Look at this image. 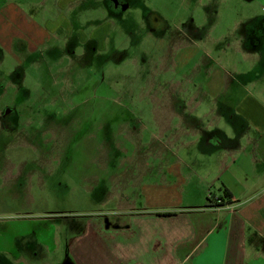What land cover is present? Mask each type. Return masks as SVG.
Listing matches in <instances>:
<instances>
[{
  "label": "rangeland",
  "instance_id": "obj_1",
  "mask_svg": "<svg viewBox=\"0 0 264 264\" xmlns=\"http://www.w3.org/2000/svg\"><path fill=\"white\" fill-rule=\"evenodd\" d=\"M106 1L74 0L63 10L74 32L89 40L100 32L103 40L100 46L90 42L83 56L75 47L71 58L58 29L38 33L45 0H0V117L8 107L19 114L14 134L0 124V264L18 247L29 260L41 255L36 263H69L52 245L65 239L67 224L113 217L129 222L110 197L116 192L123 194L122 201L116 199L123 207L141 209L145 192L158 187L165 194L160 202L182 209L216 201L225 183L235 193L252 185L239 171L206 176L217 163L208 156L197 159L199 145L187 147L195 139L190 133L174 142L165 135L172 148L164 164L146 144L151 134H161L152 112L189 113L200 105L197 115H207L201 125L230 138L232 127L242 126L232 111L245 97L255 96L264 107V34L256 45L237 46L241 35L263 31L264 0H125L129 9L117 13ZM46 10L47 17L55 16L50 3ZM150 22L175 33L203 24L206 44L196 38L197 48L186 42L179 49L156 35L163 27L151 34ZM44 38L49 42L39 55L25 62L20 46L32 51ZM52 45L60 51H42ZM173 94L177 99L171 101ZM193 153L197 157L189 165L178 162ZM173 173L184 181L177 183ZM155 201L148 199L150 205ZM199 216L191 212L185 218L189 223Z\"/></svg>",
  "mask_w": 264,
  "mask_h": 264
},
{
  "label": "crops",
  "instance_id": "obj_2",
  "mask_svg": "<svg viewBox=\"0 0 264 264\" xmlns=\"http://www.w3.org/2000/svg\"><path fill=\"white\" fill-rule=\"evenodd\" d=\"M72 2L74 0H45L42 6L44 27L38 33L70 28L63 10ZM48 3L55 11L53 18L46 15ZM195 27L202 31L203 24ZM242 37L244 36L241 35ZM47 42L49 39L44 38L34 45L36 47L32 51L28 45L25 53H35ZM237 46H243L242 40H238ZM252 96L245 97L238 108L232 111V117L241 118L237 123L242 122V126L232 127L234 134L231 133L230 138L223 137L218 130H215L218 134L216 138H208L212 131L201 125L202 116L206 118L207 115L199 117L196 107L189 113L184 112L187 108H168L152 112L161 134H151V143L146 142L147 149L158 150L151 154L156 156V160L161 158L164 164V158L172 148L169 142L164 141L165 135L168 134L167 139L174 142L179 140L180 135L190 133L195 139L188 143L187 147L199 145L197 159L208 156L209 160H215L217 163V170H209L206 176L220 174L219 171L230 174L239 171L236 173L245 178L242 181L252 182L250 189L235 193L225 183L223 196L216 198V201L211 204L196 203L182 209L171 208L167 206L166 201L160 202L165 198V194L163 191L160 193L158 187L148 189L145 196L141 195L147 201V205L141 209L134 206L123 207L122 203L116 200L122 201L123 194L121 191L116 192L110 197L118 203L120 210L128 213L129 222L121 221L120 218L115 220L113 217L111 220L101 218L95 222L67 224L64 227L65 239L52 242L55 251L61 253L62 257H65L66 253L65 258L70 261L67 264H264V107L258 98ZM192 100L196 102L195 97ZM211 114L209 112V116ZM175 120L177 122L174 126L177 127L171 134ZM170 134L172 136L169 138ZM195 155L193 153L192 157L182 161L178 159V162L187 166L192 159H196ZM176 156L172 154V157ZM166 164L170 167L168 162ZM245 171L251 177L247 176ZM174 175H178L177 183L184 181L182 175ZM226 189L232 194L231 199L225 198ZM148 199L156 200L155 204L150 205ZM191 212L200 216L194 222L188 223L185 217H189ZM110 214L104 213L103 216ZM8 253L4 263L7 261V264H40L32 260L40 259L41 255L35 254L32 260H29L24 257L23 248L18 247L16 252ZM54 264L61 263L57 260Z\"/></svg>",
  "mask_w": 264,
  "mask_h": 264
},
{
  "label": "flooded vegetation",
  "instance_id": "obj_3",
  "mask_svg": "<svg viewBox=\"0 0 264 264\" xmlns=\"http://www.w3.org/2000/svg\"><path fill=\"white\" fill-rule=\"evenodd\" d=\"M74 2H72L70 5H68L67 8H70L72 6ZM109 9L110 11L112 12H121V10H128L129 9V5L126 4V1L125 0H107L106 1V4H105ZM68 18V17H67ZM151 20H155L156 22L159 21V19H151ZM155 22V23H156ZM69 25H70V28H67L66 30L65 29H59V32L63 35V38H64V42L63 43H66L65 44V53H67V57H71V58H74V54L73 53H76V51L74 50L75 47H81L82 49V56L86 53H88L90 51L91 48H89V44L90 42L92 43H95L94 46L96 45H99L102 44L103 40H102V36H100V32L98 33H94L93 36H91L90 40L89 38H85L82 36V33L81 31H77V32H74V26H72V24H70V21H68ZM262 23V29L263 31H261L258 35H257V32L255 31L254 34H252L251 36H248V35H244V37H242V44H243V47H245L246 43H249V41H251V43L253 45H256L257 44V39L262 36L264 34V19H263V22H260V24ZM154 23L150 22L148 23L147 27L149 29V32L152 34V33H157L158 31H160V29H162L163 27V31L161 32V34H156L158 37L159 36H164V37H168L169 38V41L168 43L169 44H172V45H176L179 49L183 48L185 49V44L186 42H192L193 45L191 47H193V49L197 48L196 45H199V41L196 40V38H200V42L204 41L205 42V38L206 36L203 35L202 31H199L196 27H193L192 29H184V26L181 27V29H178V31L175 33V32H171L169 31L166 27V25L162 26V25H157V26H153ZM97 34V35H95ZM75 35H77L79 38L76 39L75 38ZM106 35V34H105ZM94 36H97L99 38H93ZM256 36V37H255ZM19 45V44H18ZM24 45V44H23ZM21 45L20 49L19 48V51L23 56V58H25V62L26 60H29L31 57H37L39 55V53L35 52V53H25V51L27 50V47L28 45L25 44L24 46ZM50 47V46H49ZM57 47L52 45L50 47V49H45V50H42V51H54V50H58L60 51L58 48L56 49ZM93 51H95V47H93L92 49ZM91 50V51H92ZM168 61V60H167ZM29 62V61H28ZM35 63H38V62H41V61H33ZM174 95V98H171V101H174V99H177L176 98V95ZM197 101V99H196ZM240 104L237 105V107L239 106ZM200 107L199 106H196V110ZM236 107V108H237ZM181 109V107H178ZM176 108V109H178ZM235 108V109H236ZM175 109V108H174ZM183 110V109H182ZM219 113H222V112H218ZM18 110L13 108V107H8L6 108L3 112H2V115L0 117V124L1 126L4 128L5 132L6 133H15L17 131V126L13 120V118H15V116H18ZM217 133L216 131L214 132V134H210L208 138L212 137V138H216L217 137Z\"/></svg>",
  "mask_w": 264,
  "mask_h": 264
},
{
  "label": "trees",
  "instance_id": "obj_4",
  "mask_svg": "<svg viewBox=\"0 0 264 264\" xmlns=\"http://www.w3.org/2000/svg\"><path fill=\"white\" fill-rule=\"evenodd\" d=\"M225 194V198H227V199H231V197H232V194L229 192V190H225V192H224ZM222 200V199H221ZM223 201V200H222Z\"/></svg>",
  "mask_w": 264,
  "mask_h": 264
}]
</instances>
